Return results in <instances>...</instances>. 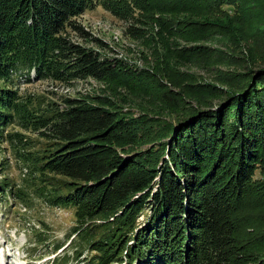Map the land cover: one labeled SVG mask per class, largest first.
<instances>
[{
    "label": "trees",
    "instance_id": "obj_1",
    "mask_svg": "<svg viewBox=\"0 0 264 264\" xmlns=\"http://www.w3.org/2000/svg\"><path fill=\"white\" fill-rule=\"evenodd\" d=\"M141 1L0 0V79L13 84L16 73L27 72L23 77L31 80L34 70L40 79L64 82L63 68L69 67L99 81H120L130 75L126 63L77 46L71 32L87 39L90 34L76 17L97 7L119 19L117 5L124 13L135 8L138 21L146 23L145 11L158 8L160 0H144L139 9ZM241 1L169 0L189 8ZM240 76L217 105L198 103L176 127L164 130L171 137L167 156L162 148L156 155L127 156L126 147L139 143L136 124L114 111L107 98L95 104L63 97V107L45 116L13 87H0V143L21 141L20 133L8 131L11 126L44 130L53 148L41 158L38 171L49 175L42 191L53 206L75 211L69 245L77 242L78 259L92 253L87 264H239L245 249L237 237L236 211L264 153V68L254 77ZM148 209V224L139 226ZM254 263L264 264V252Z\"/></svg>",
    "mask_w": 264,
    "mask_h": 264
},
{
    "label": "rangeland",
    "instance_id": "obj_2",
    "mask_svg": "<svg viewBox=\"0 0 264 264\" xmlns=\"http://www.w3.org/2000/svg\"><path fill=\"white\" fill-rule=\"evenodd\" d=\"M141 2L139 9L145 1ZM183 5L160 0L158 8L151 6L145 11L146 23L138 21L140 11L131 8L124 13L120 5L121 19L102 7L76 17L90 36L82 40L71 32L73 42L102 57L125 62L132 76L107 83L66 67L62 72L64 82L40 79L33 70L29 73L31 80L23 77L27 72L16 73L13 84L0 79V87H13L41 107L39 115L45 116L63 107V97L95 104L99 98H107L114 111L136 124L133 133L139 143L126 147L127 156L145 151L156 155L160 148L167 156L166 146L171 140L164 133L167 127H176L179 119L199 108L198 103L217 105L220 94L225 96L230 90L229 84L243 80L240 75L252 72L254 77L264 68L261 1L243 0L237 6L221 8L206 3L191 8ZM193 55L198 59L190 61ZM252 76L247 79L252 80ZM260 90L264 92V85ZM167 97L180 106H173ZM188 108L191 110L187 112ZM8 131L20 133L21 141L0 143V257L4 249L14 255L3 264H87L92 253L86 251L78 259L74 254L77 242L69 245L77 225L75 211L53 206L42 191L49 175H41L38 170L53 143L43 136V129L32 126L24 129L15 125ZM159 133L160 139H148ZM161 161L156 164L161 165ZM254 169L236 211L237 237L245 249L239 264H260L254 261L264 252V153ZM150 216L151 211L145 210L138 225L148 224ZM58 246L64 248L56 252Z\"/></svg>",
    "mask_w": 264,
    "mask_h": 264
},
{
    "label": "bare ground",
    "instance_id": "obj_3",
    "mask_svg": "<svg viewBox=\"0 0 264 264\" xmlns=\"http://www.w3.org/2000/svg\"><path fill=\"white\" fill-rule=\"evenodd\" d=\"M2 249V247H0V250ZM14 257V255H11V253L9 254V252H7L5 249L2 251L1 253V257H0V264H3V262L12 260V258ZM15 259H17V257L15 256ZM12 264H17L16 262H12Z\"/></svg>",
    "mask_w": 264,
    "mask_h": 264
}]
</instances>
